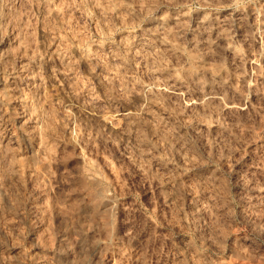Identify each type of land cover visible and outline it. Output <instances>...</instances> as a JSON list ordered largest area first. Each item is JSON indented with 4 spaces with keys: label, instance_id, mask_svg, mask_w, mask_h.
<instances>
[{
    "label": "rangeland",
    "instance_id": "obj_1",
    "mask_svg": "<svg viewBox=\"0 0 264 264\" xmlns=\"http://www.w3.org/2000/svg\"><path fill=\"white\" fill-rule=\"evenodd\" d=\"M0 264H264V0H0Z\"/></svg>",
    "mask_w": 264,
    "mask_h": 264
},
{
    "label": "bare ground",
    "instance_id": "obj_2",
    "mask_svg": "<svg viewBox=\"0 0 264 264\" xmlns=\"http://www.w3.org/2000/svg\"><path fill=\"white\" fill-rule=\"evenodd\" d=\"M105 197V196H104ZM106 199V198H105ZM104 200V199H103ZM107 201V200H106ZM108 202V201H107Z\"/></svg>",
    "mask_w": 264,
    "mask_h": 264
}]
</instances>
